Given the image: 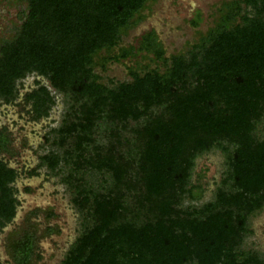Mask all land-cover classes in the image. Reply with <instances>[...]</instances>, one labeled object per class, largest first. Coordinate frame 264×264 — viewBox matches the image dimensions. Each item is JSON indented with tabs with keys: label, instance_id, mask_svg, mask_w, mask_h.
I'll use <instances>...</instances> for the list:
<instances>
[{
	"label": "trees",
	"instance_id": "obj_1",
	"mask_svg": "<svg viewBox=\"0 0 264 264\" xmlns=\"http://www.w3.org/2000/svg\"><path fill=\"white\" fill-rule=\"evenodd\" d=\"M147 1L26 0L15 35L0 42V104L20 97L39 121L56 103L51 89L65 101L44 138L53 147L24 171L59 175L79 214L60 264H264L244 247L249 218L264 207V0H232L185 53L165 57L147 33L141 47L164 70L102 81L96 56L118 44ZM129 53L102 57L100 66ZM28 76L33 86L20 94ZM215 149L222 177L198 204L205 189L196 160ZM13 153L3 126L0 231L19 205L20 173L6 159ZM35 236L25 228L7 238L14 264L40 257Z\"/></svg>",
	"mask_w": 264,
	"mask_h": 264
},
{
	"label": "rangeland",
	"instance_id": "obj_2",
	"mask_svg": "<svg viewBox=\"0 0 264 264\" xmlns=\"http://www.w3.org/2000/svg\"><path fill=\"white\" fill-rule=\"evenodd\" d=\"M231 1L148 0L133 17L135 22L122 32L118 44L109 51L98 53L95 72L102 81L109 77L118 81L131 80L130 70L142 73L157 68L162 72L165 67L152 49L141 47L143 37L153 33L165 57L185 53L217 26ZM25 9L26 0H0V42L15 35ZM123 51L131 53L119 60L107 58L105 68H101L102 57L119 55ZM33 79L34 76L24 79L20 94L33 86ZM42 82L48 85L46 80ZM51 92L56 103L49 116L39 121L29 120L25 113L28 107H23L20 97L16 100L19 104H0V128L5 126L10 133L14 152L6 155V159L9 166L20 173L14 182L19 200L16 215L0 231V260L4 264H14L9 257L6 240L21 229L29 228L36 235L35 251L40 257L34 258L31 264H60L79 232V214L70 201V193L60 183L59 175L48 174L44 167L38 168V175L24 173L36 166L40 154L53 147L44 138L51 128L58 126L66 105L61 94L53 89ZM97 140L100 143L105 141L102 134ZM223 169V155L217 149L197 158L194 172L202 174L200 182L205 189L198 204L212 198ZM48 212L53 215L48 216ZM248 223L251 232L246 236L244 247L264 255V207L251 216ZM48 228L52 230L47 231Z\"/></svg>",
	"mask_w": 264,
	"mask_h": 264
}]
</instances>
